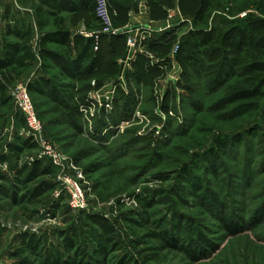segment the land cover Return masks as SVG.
Here are the masks:
<instances>
[{
	"label": "rangeland",
	"instance_id": "obj_1",
	"mask_svg": "<svg viewBox=\"0 0 264 264\" xmlns=\"http://www.w3.org/2000/svg\"><path fill=\"white\" fill-rule=\"evenodd\" d=\"M36 1L0 0V57L4 44L15 41L6 33L9 27L24 30L30 24L36 47L39 32L31 10ZM124 1L118 0L119 4ZM128 1L127 23L120 27L122 34L130 29L134 34L135 28L143 24L162 28L161 32L147 33L143 41L151 53L146 65L154 69L145 81L136 80L134 61L140 57L132 58L125 36L124 52L116 59L115 73L108 75L99 70L78 82L59 77L72 99L62 94L57 101L29 93L41 125L35 136L26 122L22 126L15 117L20 110L12 92L19 85L26 86L42 75L55 76L58 71H45L38 61L7 88L6 96L11 100L5 105L0 103V155H9L6 145L15 143L18 136L31 137L38 147L24 152L18 166H30L36 160L43 166L51 164L52 178L42 179L51 180L54 187L43 196L42 203L34 206V200L20 192L18 186L15 198L0 196V264H40L74 230L82 246L91 249L95 243L83 233L89 232L86 216L90 214L106 217L114 225L116 239L122 245L119 257L126 252L141 261L155 251L161 264H264V215L260 222L251 221L264 213V100L252 108L221 104L252 83L242 70L253 61L264 63V49L243 48L237 52L233 76L211 92L205 84V71L197 67L213 60L202 48L194 49L185 42L187 32L200 22L196 16L204 0ZM206 1V5L219 7L210 19L212 27L219 24L218 17L239 24L246 13H264V0ZM247 2L248 9L228 15ZM114 12L116 15L115 9ZM64 17L72 32L83 29L89 34L101 29L89 9ZM167 23L170 27H164ZM50 29L51 25L45 27ZM165 33L166 37H161ZM222 33L219 29L218 35ZM150 40L162 45L152 50ZM260 80L262 76L253 83ZM73 99L78 112L71 118L67 111ZM194 106L201 110L196 112ZM231 112L241 113L244 120L223 118ZM248 122L260 127L255 136L254 125ZM236 133H242L241 142L224 153L217 140ZM212 148L219 152L223 165L217 174L211 173L204 159ZM14 164L12 158L0 162V172L12 176ZM185 172L199 189L184 178ZM250 174L252 178L245 184L242 177ZM69 183L77 184L82 192L76 207L71 205ZM145 195L165 203H158L147 215L137 202V197ZM233 213L237 218L231 223L242 228L235 234L221 223L222 216L229 219ZM145 217L155 224L143 228L131 222ZM176 219H180L182 228L173 246L150 236V231L162 230L165 222L167 227L173 226L175 233ZM37 241L41 242L38 247ZM192 252L195 260L190 256ZM73 256L72 251L65 253V257Z\"/></svg>",
	"mask_w": 264,
	"mask_h": 264
},
{
	"label": "trees",
	"instance_id": "obj_2",
	"mask_svg": "<svg viewBox=\"0 0 264 264\" xmlns=\"http://www.w3.org/2000/svg\"><path fill=\"white\" fill-rule=\"evenodd\" d=\"M106 1L111 13L113 26L116 28L124 26L127 23V8L130 7L129 1L126 0L122 4H119L118 0ZM205 1L200 4L196 16V21L200 19V22H195L194 26L187 32L185 42L194 49L202 48L210 56L209 59L213 60L208 65L202 63L197 67L198 71H205V84L207 89L213 92L233 76L235 65L238 62L237 52L243 48L264 49V13L262 15L246 13L245 18L239 21V24L238 21L218 17L219 24L212 27L210 19L213 12L219 10V7L215 4L206 5L207 1ZM154 2L158 4L156 1ZM254 2H259V0H255ZM94 5L95 0H37L34 2L31 5V10H33L37 19L39 32L36 38V47L33 43L34 33L30 24L24 30L16 27H9L7 29V35L12 36L15 41H8L4 44L3 53L0 57V103L2 105L7 104L11 100L9 96H6L8 86L13 84L16 77L26 73L38 61L45 71L56 69L58 74L52 77L42 75L29 81L26 84L27 90L29 93L47 96L57 101H60V95H68L65 88L66 85H63L60 78L62 80L78 82L97 74L99 70L107 71L108 75L115 73L116 59L124 52L125 34L100 35L96 39L91 35L85 36L83 30L72 32L66 26L64 14L77 13L87 9L91 11L92 18L98 22L94 12ZM248 6V2L238 5L234 9V12H229L228 15H236L248 9ZM114 9L116 10V15ZM161 13L163 12L161 11ZM48 25H51V29L45 30V27ZM98 25L100 26L99 22ZM219 29L223 31L220 36L218 35ZM166 35L167 33L161 37H166ZM161 45L157 41L152 42L150 40L149 42V48L152 50ZM139 57L140 59L134 61L135 77L137 81H145L147 75L152 74V70L154 69L151 68V70L150 66L146 65L147 59L144 56ZM242 71L251 79L252 83L247 88L236 91L224 99L221 103L223 107L238 104L247 106V108H249V105H252V108L256 103L264 100V63L258 61L250 62ZM259 76H262V80L254 84V79ZM68 97L72 99L70 95ZM71 103L72 105L69 106L67 112L71 118H74L78 109L74 99ZM193 108L196 112L201 110L196 106ZM240 114L231 112L224 115L223 118L230 121L244 120V117ZM250 115L251 112L249 113V117ZM15 117L19 120L20 125H25L24 115L20 111L15 112ZM251 123L253 122H248L247 124L250 125ZM253 125L251 124L250 126ZM259 130L260 127L254 125L252 136H255L256 131L258 132ZM241 135L242 133H236L226 136V138L217 140V143L223 145L222 151L226 153L229 148L231 149L232 145L241 142ZM6 146L9 155H0V162H5L9 158H12L15 164L12 176L0 172V196H10L13 199L16 197L17 189L20 188V192L24 191L27 197L34 200L33 206L35 203H42L43 196L54 187V183L51 180L42 179L44 177L52 178L51 164L43 166L39 160H36L30 166H18L24 152L38 147L31 137L22 138L18 136L15 143H8ZM216 150L214 151V148H212L204 157L208 163L209 170L214 174H217V170L223 166L221 158L218 156L219 152ZM246 169L248 168L246 167ZM245 173L247 174V172ZM184 178L191 186L199 189V186L195 184L193 177L188 172H185ZM251 178V174L242 177L245 184L250 182ZM31 184H37V186H31V188ZM26 202L28 201L26 200ZM137 202L147 215L149 209L155 207L158 203H165L163 199H153L150 195L137 197ZM262 215L264 213L254 216L251 220L252 224L260 222ZM234 218H237L234 213L229 219L226 216L221 217L223 227L233 234L242 229L231 223ZM86 220L87 224H89V232L83 231V233L84 235H88L90 240L95 243L94 247L87 249L85 246H82L78 231L74 230L71 237L64 240L60 247H55L52 250V256L47 258V260H42L40 264H161L159 256L153 249H147V251L153 250L154 252L147 253L141 261L126 252H122V256L119 257L117 252L122 250V245L116 239L114 225L106 217L98 214L87 215ZM131 222L143 228L155 224L148 217L140 221L131 220ZM167 226L168 223L165 222L163 223L162 230L150 231L149 234L153 239L173 246L177 240L176 233L180 232L182 228L180 219H176L175 221V233H172L174 232L172 225L170 227ZM197 238L200 241H204V238L199 234H197ZM40 244V241L35 243L36 247L40 246ZM70 251L73 252L74 256L70 258L65 257V253ZM190 256L194 260L196 259L194 252Z\"/></svg>",
	"mask_w": 264,
	"mask_h": 264
},
{
	"label": "built area",
	"instance_id": "obj_3",
	"mask_svg": "<svg viewBox=\"0 0 264 264\" xmlns=\"http://www.w3.org/2000/svg\"><path fill=\"white\" fill-rule=\"evenodd\" d=\"M94 12L96 19L98 20L101 26V29H98L89 34L83 32L85 36L91 35L97 39L100 35H116L124 32L121 28H115L113 26L111 13L109 11V7L106 0H95ZM164 27H170V24L167 23V25H165ZM151 30V27H149L148 25L137 26L135 28L134 34L132 33L131 29L127 30L126 46L128 48V52L132 54V58H135L138 55H144L145 57L151 56L149 49L143 46V41L146 38V34L149 33ZM158 30L161 31L162 28H159ZM177 49L178 44H176L174 47L175 51ZM12 97L16 106L24 115L25 122L27 124L28 129L32 132V135L35 136L39 134L41 131V125L36 116L27 87L23 85L17 86L12 92ZM107 98L109 99V96H107ZM108 99L106 101L107 106L110 105L108 104ZM69 187L70 192L72 194L71 205L73 207H76L82 199V192L79 186L75 183H69Z\"/></svg>",
	"mask_w": 264,
	"mask_h": 264
},
{
	"label": "crops",
	"instance_id": "obj_4",
	"mask_svg": "<svg viewBox=\"0 0 264 264\" xmlns=\"http://www.w3.org/2000/svg\"><path fill=\"white\" fill-rule=\"evenodd\" d=\"M143 25H148L149 27H151V29H153V30H151V31H153V32H154L155 30L158 31V32H161V31H159V30H157V29H154V28H153L151 25H149V24H143ZM136 26H137V25H136ZM138 26H139V25H138ZM80 30H83V29H80ZM151 31H150V32H151ZM125 36H126V34H125ZM138 56H144V55H138ZM144 57H145V56H144ZM145 58H146V57H145Z\"/></svg>",
	"mask_w": 264,
	"mask_h": 264
}]
</instances>
